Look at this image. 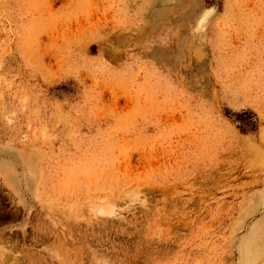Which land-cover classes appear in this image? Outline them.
Here are the masks:
<instances>
[{"label": "rangeland", "instance_id": "374dc122", "mask_svg": "<svg viewBox=\"0 0 264 264\" xmlns=\"http://www.w3.org/2000/svg\"><path fill=\"white\" fill-rule=\"evenodd\" d=\"M0 264H264V0H0Z\"/></svg>", "mask_w": 264, "mask_h": 264}]
</instances>
